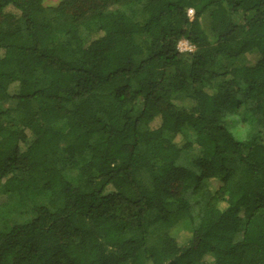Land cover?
<instances>
[{"label": "trees", "instance_id": "16d2710c", "mask_svg": "<svg viewBox=\"0 0 264 264\" xmlns=\"http://www.w3.org/2000/svg\"><path fill=\"white\" fill-rule=\"evenodd\" d=\"M9 194L0 264H264V0H0Z\"/></svg>", "mask_w": 264, "mask_h": 264}, {"label": "rangeland", "instance_id": "374dc122", "mask_svg": "<svg viewBox=\"0 0 264 264\" xmlns=\"http://www.w3.org/2000/svg\"><path fill=\"white\" fill-rule=\"evenodd\" d=\"M59 0H43V6L45 8H51L54 7L58 4ZM117 10H122V8H120L119 6H112L108 9V11H117ZM82 32V31H81ZM224 65H226L227 67H235V66H239L240 65V61L239 60H229L226 59L223 61ZM15 102L12 100H6L4 103V106L6 108H11L14 107ZM188 135H190V133L188 132ZM179 163L182 165H186L187 159H186V155L182 154L180 159H179ZM3 201L0 203V230L3 229V222H2V218L10 211L12 210L15 205L17 204V198L15 195L13 194H9L8 196H6L4 199H2ZM165 207L167 209H173L174 205L173 204H165ZM191 231H192V227L191 224L188 220L183 219L181 220L172 230H171V234L174 237H182V236H190L191 235ZM241 238V230L238 232L236 239H240ZM205 261L210 260V256L206 255L204 257Z\"/></svg>", "mask_w": 264, "mask_h": 264}, {"label": "built area", "instance_id": "2783aa9c", "mask_svg": "<svg viewBox=\"0 0 264 264\" xmlns=\"http://www.w3.org/2000/svg\"><path fill=\"white\" fill-rule=\"evenodd\" d=\"M192 10L188 9L187 14L188 16L192 15ZM177 51L179 53H187V52H191L193 50L192 46L187 42V40L185 39H181L177 42Z\"/></svg>", "mask_w": 264, "mask_h": 264}]
</instances>
